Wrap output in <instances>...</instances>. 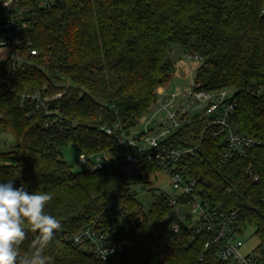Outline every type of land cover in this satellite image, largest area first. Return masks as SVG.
<instances>
[{"label": "trees", "instance_id": "1", "mask_svg": "<svg viewBox=\"0 0 264 264\" xmlns=\"http://www.w3.org/2000/svg\"><path fill=\"white\" fill-rule=\"evenodd\" d=\"M41 1L18 0L27 10L21 61L0 63V133L14 142L0 152V182L53 194L45 211L62 230L45 249L51 264H221L208 234L184 225L170 231L165 193L150 190L143 212L125 174L131 151L116 144L175 73L165 59L170 44L198 57V90L233 91L231 124L257 143L222 162L223 138H212L207 118L196 115L167 144L193 149L181 172L210 206L237 213V233L253 227L264 264V0H53L47 9ZM3 25L0 19V33ZM68 145L89 157L113 156L100 169L74 172L60 154ZM132 171L142 181L158 169L142 162ZM112 209L125 212L112 233L125 253L103 262L72 245L91 223L107 226Z\"/></svg>", "mask_w": 264, "mask_h": 264}, {"label": "built area", "instance_id": "2", "mask_svg": "<svg viewBox=\"0 0 264 264\" xmlns=\"http://www.w3.org/2000/svg\"><path fill=\"white\" fill-rule=\"evenodd\" d=\"M52 3L53 0H42L39 7L47 9ZM8 9L7 16L3 18L4 25L0 33V43L3 42L2 46L8 49L7 59L16 63L21 61L19 52L24 44L22 20L27 10L20 8L18 0H11ZM185 60L189 63L191 61L199 62L196 56H187ZM158 93L156 91V94ZM179 96L183 98L182 103H176ZM234 108L235 103L226 90L200 91L192 80L188 90L157 96L155 105L148 112L150 114L148 120L145 121L144 131L135 137L128 136L117 139L116 144L127 147L131 151L126 156L129 163L125 169L127 177L132 175L133 165L142 162L154 164L158 172H162L168 177L170 186L176 195L172 198L168 196L171 212L165 217V220L169 223L170 231L173 234L177 233L182 225L193 229L194 234H208L211 243L216 245V255L221 264H240L236 253H239V256H242L247 264H261L257 260L258 255H242L240 253V248L243 245L239 239L241 234L235 231L234 226L237 213L226 211L218 206H210L195 191V180L186 178L181 172L179 164L193 154V149L173 147L167 144L168 139L174 133L187 125L193 116L198 115L207 118L204 131L209 130L212 138H223L224 146L219 156L222 162L226 163L235 156L244 155L245 151L254 147L257 142L250 135L237 131L231 124ZM151 125L155 128L149 127ZM102 130L106 135L112 134L110 129L102 128ZM108 157L107 153L92 157L78 154L77 166L97 170L108 160ZM247 175L251 176L253 181H257V177L252 176L250 169L247 170ZM179 208L186 212L182 213ZM124 214L125 212L122 210L112 209L109 213L110 221L107 226L91 223L72 237V245L92 254L100 261H103L101 253L105 249L114 250L110 251L107 259L103 262L122 255L125 253V246L114 241L112 233L115 232V226L120 224ZM189 218L194 219L192 226L187 225ZM137 221L141 222L142 216H138ZM207 247L208 243L204 245V249Z\"/></svg>", "mask_w": 264, "mask_h": 264}, {"label": "clouds", "instance_id": "3", "mask_svg": "<svg viewBox=\"0 0 264 264\" xmlns=\"http://www.w3.org/2000/svg\"><path fill=\"white\" fill-rule=\"evenodd\" d=\"M11 0H4L10 7ZM0 43V59H6V47ZM53 199V194L44 191L30 192L24 184L15 186L14 180L0 182V264H51L52 258L45 255V249L54 239L55 233L62 230L61 222L45 211ZM25 225L28 228H25ZM29 233L36 234L28 251L21 252V245ZM105 249L101 253L104 260L110 254ZM240 264H247L236 253Z\"/></svg>", "mask_w": 264, "mask_h": 264}, {"label": "rangeland", "instance_id": "4", "mask_svg": "<svg viewBox=\"0 0 264 264\" xmlns=\"http://www.w3.org/2000/svg\"><path fill=\"white\" fill-rule=\"evenodd\" d=\"M4 0H0V19L7 16L9 9L4 6ZM8 54V49L6 48ZM8 56V55H7ZM185 55L182 53L181 48L176 44L168 45L165 52V59L170 60L174 67L175 73L171 79L160 88L158 97L164 94H170L174 92H182L189 89V83L194 79L195 71L199 65L198 61H191L190 63L185 60ZM228 94H232L233 91H227ZM183 98L177 97L176 103H182ZM149 114L144 115L139 122L129 130V136L135 137L144 131L145 121L148 120ZM155 128V126H149ZM13 139L8 134L0 133V152L11 151L13 148ZM61 158L71 167V170L78 172L82 170V167L77 166L78 152L74 147L68 145L60 149ZM112 154H109L111 156ZM113 156V155H112ZM131 184L130 188L132 192L136 194L137 201L142 206L144 212H148L152 203L150 190L160 191L165 193L169 197H174L176 192L170 186L169 179L162 172H155L151 175L143 177L142 181H139L134 173L128 177ZM182 213L186 210L179 208ZM194 223L193 218H189L187 221L188 226H192ZM239 239L242 242L240 253L242 255L255 254L258 255L256 247L258 246V240L254 236L253 227H247L246 231L239 235Z\"/></svg>", "mask_w": 264, "mask_h": 264}, {"label": "crops", "instance_id": "5", "mask_svg": "<svg viewBox=\"0 0 264 264\" xmlns=\"http://www.w3.org/2000/svg\"><path fill=\"white\" fill-rule=\"evenodd\" d=\"M5 18V17H4ZM8 54L6 53V56H7ZM7 59V58H6ZM6 59H0V63L1 62H3L4 60H6ZM159 90H160V88L157 90V93L159 92Z\"/></svg>", "mask_w": 264, "mask_h": 264}]
</instances>
